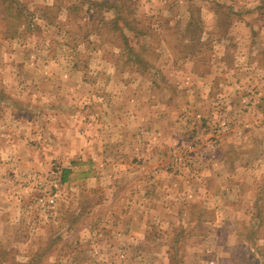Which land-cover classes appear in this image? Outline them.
<instances>
[{
    "label": "rangeland",
    "instance_id": "374dc122",
    "mask_svg": "<svg viewBox=\"0 0 264 264\" xmlns=\"http://www.w3.org/2000/svg\"><path fill=\"white\" fill-rule=\"evenodd\" d=\"M111 3L124 13L86 12L89 0H0V264H264V222L252 221L264 215V5ZM80 158L100 173L84 198L107 197L88 216L68 210L78 190L62 180ZM157 169L164 192L143 210L153 204L163 237L105 245L110 203L122 217ZM218 176L232 204L216 207L228 221L214 252L218 239L195 236L202 225L187 221V202ZM178 235L169 254L164 237Z\"/></svg>",
    "mask_w": 264,
    "mask_h": 264
},
{
    "label": "crops",
    "instance_id": "0c3cea01",
    "mask_svg": "<svg viewBox=\"0 0 264 264\" xmlns=\"http://www.w3.org/2000/svg\"><path fill=\"white\" fill-rule=\"evenodd\" d=\"M253 1L255 4V3H258L260 0H253ZM226 4H229V3L226 2ZM233 4H234L233 7L229 5L232 7V10H234V7L241 6V5H237L236 3H233ZM263 5H264V2L262 1L259 2L258 8L263 7ZM234 14L237 16L238 12L235 11ZM74 161L75 162L73 163L72 161L70 162L69 167L71 171L69 175L67 176L66 180L63 181V183L66 184L67 188L69 189L75 188L76 190H78L77 191L78 198L74 199L73 201L71 199L70 205L68 206L69 207L68 210L69 211L73 210V211H70L71 213L79 212L77 215H80L82 211L84 214H86L85 216H88V214L90 215V213L92 212L94 208L100 205L103 206L106 202L107 197H101V199H98L93 196H88L87 198H84L83 193L85 192V188H88V186L86 185V182L90 178H95V177L97 178L100 173L92 159H88L85 161L84 159L80 158ZM156 171L158 172H156L153 178H151L150 176H147L149 181L147 180L144 182V184L140 185L142 187L140 189V194L138 195L137 199L133 201L132 195H131L132 193H130V196H129V198H131V201L128 198L125 199L124 202H126L127 200L126 208H128V211L126 209V212L122 217L116 218L115 207L118 206L117 201L110 203V206L112 207L111 209H109L111 211L108 210L110 212V215H105L104 217V219H106V221L108 222V224L105 223V226H107L108 228L107 229L108 234H106L107 236L102 235V237L106 239L105 245H108L109 247L111 245H116L117 244L116 239L121 238L117 235H123L124 237L130 238V239H132V236L137 237L139 240L137 246L140 248H143V247L148 248L149 246L155 245V243L159 240V238L163 237L157 234L156 232H153L154 226L151 224L152 222H150L149 217H148V214L152 212V209L154 211L153 204L151 203L147 206L148 211L143 210L145 208V204L147 205V202H144V200H148V199L150 200L153 197L151 193L155 194L156 192H160V193L164 192V188L162 186H159L158 183L156 182L157 174H159V171H161V169H157ZM220 172H224V171L220 170ZM208 178H211V177H208ZM226 178L227 177H224V179H221V176L220 177L218 176L212 180L209 179L208 183L210 184V186L212 184V181L215 182L213 186L214 191H212L211 188H209L208 186H205L206 189L202 193L196 192L195 190H193L192 193L190 194L191 198L187 202V210H188L187 211L188 213L187 221L190 218V219H193L196 222V224L198 223L202 225V233L201 234L196 233L195 236L196 237L201 236L203 239V242H204V239L207 240V238L209 239L217 238L218 239V247L214 248V252L215 251L217 252L218 249H221V247L224 246V243L222 241L224 236L221 233V230H222V226L226 225L228 221L227 220L228 217H226L225 215L221 216L219 213L220 208H216V207L219 205H223L224 202H225L226 207H228V204H232L231 203L232 201H230L229 199L230 197L228 195V189L224 186L225 183L227 182ZM230 181H233V180L230 179ZM233 183H234L233 185L235 186L234 188H236L233 190L234 194L237 195V194L242 193L241 191L242 188L240 186V183L237 181L235 182L233 181ZM151 184H154V185H151ZM129 187L132 189L134 186L133 184H131ZM171 190L174 191L173 188ZM229 193L232 194L231 191H229ZM223 197L225 198L224 200H222L223 202L221 201V199L217 200V198H223ZM234 200L235 199H233V201ZM226 201H228V204H226ZM196 205L202 206V216L201 217H197V216L192 217L190 214V207H195ZM159 206L161 207V204ZM72 207H74L75 209H70ZM136 207H138L137 213L134 212ZM233 216L236 217L235 215ZM182 218H183L182 222H184L186 219H184V217ZM252 221L256 223L255 224L256 226H259V224L264 222V215L257 214L254 216V219L252 218ZM230 222H234V219L231 218ZM110 223L111 225L109 229ZM192 224H194V222ZM130 226H131V229H130ZM157 226L162 228L160 222L157 223ZM171 226L172 225L169 223L167 225V229L163 230V232L166 233L170 229ZM136 227H138V230H136L137 229ZM234 228H233L234 236H237V231ZM262 228H264V225H262ZM87 229H89L90 232L92 231L91 227ZM181 230L183 231V228ZM110 234H112L114 237H112ZM260 234H261L260 237L264 240V232H261ZM190 235L193 236V232L190 233ZM180 236L181 235H178L175 237L173 236L164 237V240L166 242L165 245L168 246L169 254L172 251L174 252L175 245L180 246V243H179ZM79 240L81 239H78L77 241ZM131 242L132 241H129L127 243L128 247H131ZM71 249L74 251L73 248ZM113 250L114 252L117 251L115 249ZM85 251L86 249L84 248L81 252L85 253ZM76 252H80V251H76ZM170 263H171V260L167 264H170Z\"/></svg>",
    "mask_w": 264,
    "mask_h": 264
},
{
    "label": "trees",
    "instance_id": "16d2710c",
    "mask_svg": "<svg viewBox=\"0 0 264 264\" xmlns=\"http://www.w3.org/2000/svg\"><path fill=\"white\" fill-rule=\"evenodd\" d=\"M89 2H90V9H87L86 12H90V10H92L93 13H95L96 10H97V8H98V6H101L100 9H101L102 12H103V8H106L107 11L113 9L117 13L121 10L117 6H111L112 5L111 0H101V1H99V0H89ZM80 4L82 5L83 2L80 1V3L74 8L75 11H78L79 12V10L81 9V5ZM102 6H104V7H102ZM122 12L124 13V11H122ZM126 13H127V16H131V14H134V13L136 14V11H135V9L134 10L133 9H130ZM127 16H126V18H127L126 24L129 25V26L130 25L131 26H135L134 24H129V18ZM116 29H120V27L118 25H116ZM139 30H140V32H142V31L143 32H146V31H144L142 29H139ZM121 37L124 38L125 41L128 40V37L125 35V33L123 31H121ZM137 44H139V43H137ZM130 59H132V58H130ZM70 171H71L70 167H66V168H64L62 170V180L63 181L66 180V178L69 175Z\"/></svg>",
    "mask_w": 264,
    "mask_h": 264
}]
</instances>
